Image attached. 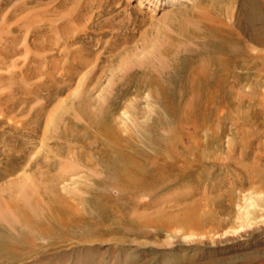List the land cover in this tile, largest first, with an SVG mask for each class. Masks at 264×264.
Returning a JSON list of instances; mask_svg holds the SVG:
<instances>
[{
	"label": "rangeland",
	"instance_id": "374dc122",
	"mask_svg": "<svg viewBox=\"0 0 264 264\" xmlns=\"http://www.w3.org/2000/svg\"><path fill=\"white\" fill-rule=\"evenodd\" d=\"M5 1L8 2L3 4ZM160 1H0V191L8 185V182L10 183L12 180L17 182L23 174L36 173L39 178L43 175L52 176L53 173L54 175L64 174L67 172L66 166H77L76 168H81L79 170L82 172L75 169L78 173L70 175L58 187L64 195L78 192L77 194L80 193L85 197L89 196L88 193H81V186L85 184L90 187L95 181L105 177L102 170L103 164L95 160L98 156L90 154V150L95 151L100 147L97 143L95 145L92 143L93 146L92 144L89 146L88 144L92 142L91 137L88 134H80L84 124H77L79 128H76L75 133L74 131L71 133L70 130L67 134L64 130L65 122H60V124L57 121L55 122L57 126L51 120L55 117L56 110L60 105H63L65 109L63 114L60 113L57 118L62 117L67 109L76 107V104H79L82 99L78 98L91 89L90 97L98 100L104 98L111 100L113 108L117 109L115 116L121 120L120 126H124L123 123H125L128 127L135 129L138 127V121L141 123L148 121L151 128L157 125L156 132L159 133L161 139L164 138V142L169 139V133L173 130L177 132L176 136L183 144L190 145L191 140L192 142L197 141L200 146H198L197 152L202 153L198 158L203 160L197 162L194 160L195 157L191 156L188 160L194 161V164L187 171H191L193 174L198 173V175L206 174L201 186L193 184L191 179L185 178L180 188H177L179 185H170L167 189L152 192L149 195L134 196L131 199L124 197L120 199L122 195L117 190L108 186L99 185L97 187L95 184V186L93 185L96 189L95 193L114 201L115 205L120 207L116 210L118 217L112 216L107 219L90 205H79L82 213L80 216L87 217V219L84 217L87 220V223L84 224L86 226L81 225L67 229L68 238L54 237V242L53 239H42L43 237L32 236L34 235L32 234V246L24 247L23 244L24 246L20 250L21 254L29 252L28 256L26 254L24 259L11 261L14 263L4 260L5 257H0V264H16L17 262V264H202L203 262L264 264V206L257 203V200L260 202L259 199L264 196V181L259 182L260 180L255 176L258 175L259 170L264 168V95L262 93L257 95L255 91L253 92L252 84L256 80L258 88L264 92V72L259 80L250 72L251 79H239L238 85L231 89L238 92L240 97L235 93L231 104H228L224 95L219 94L213 106L211 119L198 127L191 122L186 123L189 114L184 116L178 125L174 124L168 112L156 108L152 97L147 95V83L143 82L144 71L148 66L147 59H149L154 67L160 69L161 87L157 88V95L163 99H169L173 105L181 101V104H184L191 99L194 93L189 89L193 85L192 78L195 67L206 60L209 64V60L215 56L225 60L229 59V56L223 52L216 53L219 41L209 36L208 29H217L221 34H228L230 31L231 34H239L249 45L251 51L256 49L264 54V47L251 42L249 33H246L247 29L249 31L252 29L247 24V18L254 16L255 13L249 6L243 4V0H162V3ZM10 2L11 4H9ZM138 2H141L143 6L138 8ZM257 7L256 14L252 17V26L264 28V0H257ZM16 17L18 18L17 23ZM14 22L19 26L15 27ZM13 23L14 25H11ZM11 26L18 29L15 30ZM245 28L247 29L245 30ZM236 44L238 45V43ZM86 61L89 62L87 68H78L81 63ZM244 71L237 69L233 75L241 74ZM79 82L81 85L78 87ZM141 84L142 86H140ZM74 87H77L78 93ZM244 93H249V100L240 102L239 99ZM258 99L261 101L257 102ZM68 116L71 115H65L63 120L68 121ZM161 119L163 120L161 121ZM80 121L78 118V122ZM154 121L157 124H154ZM47 122H51V124ZM52 124L53 126H51ZM54 126L60 128H56L61 130L60 133L54 129ZM197 131L198 135L202 134L196 135ZM48 133L49 135L52 133V136H49ZM140 133V131L137 132L138 135ZM82 138L83 140H81ZM242 143L243 145H241ZM141 147L149 154L155 153V147L153 148L152 145L148 147L145 144ZM215 151L216 153H213ZM210 154L212 155L210 156ZM85 156L89 159L94 157L95 161L92 166H86ZM166 157L164 159L168 162L173 160L168 155ZM63 159L69 164H73L69 166L65 160L62 162ZM179 165L181 164L179 163ZM256 167H258L257 171L254 170ZM4 172L6 178L3 177ZM93 174L98 175V178ZM208 175L212 177L206 179ZM244 176L247 180H243V190H237L238 194L236 193L235 198H238L239 201L235 199L234 211L253 209L262 220L259 221L260 219L257 218L256 221L259 222L251 224L254 229L249 230L235 241L220 245H212V243L205 245L200 241L196 242L195 240L198 241V239L195 237L178 232L179 228H176V236L171 237L168 231L158 226L157 220L144 223L148 217L156 219V212L167 209V207L164 208L165 204L174 197L184 198L187 196L184 194L190 193L188 196H191L190 198L182 199L180 202L181 208L199 198L203 191H207L206 185H220L222 190L229 189L230 186L239 189V184ZM73 177L75 178L73 179ZM248 178L251 179L250 182ZM94 179L96 180L94 181ZM38 180L40 183V179ZM259 184H262L263 187L259 188ZM62 188L64 189L62 190ZM195 192L200 193L194 195ZM69 196L72 197V195ZM173 203L174 201H170L169 204ZM171 210V213H176V210ZM8 212L7 207H0V220L6 221V224L11 219L7 217L6 213ZM96 215L97 218L100 217L101 221L96 219ZM122 215L125 216L124 219H127L126 222L122 220ZM2 222L0 221L1 229H7L8 232L11 230V235L12 232L13 235H16L19 229L9 228L8 224ZM98 223H101V227ZM238 224L241 223L238 221ZM85 227L88 228L85 230ZM81 229L82 231H80ZM91 230L98 234L101 232V235H90ZM70 233L73 235L70 236ZM80 233L82 236L79 235ZM206 239L209 242L212 240L211 236ZM47 241L50 243L48 244ZM48 247L50 248L48 249Z\"/></svg>",
	"mask_w": 264,
	"mask_h": 264
},
{
	"label": "bare ground",
	"instance_id": "6f19581e",
	"mask_svg": "<svg viewBox=\"0 0 264 264\" xmlns=\"http://www.w3.org/2000/svg\"><path fill=\"white\" fill-rule=\"evenodd\" d=\"M6 2H8V1H5L3 4H6ZM14 2H16V1H14ZM24 3L26 4V2H24ZM9 4H11V2ZM13 4H14V7H16L15 3H13ZM13 4H12V6H13ZM243 4L249 6L250 9L253 11V13L256 14V9L258 8L257 7V0H243ZM142 6H143V4L141 2H138L137 7L140 8ZM6 9H4V10H6ZM13 11H12V13H13ZM255 14H253V15L255 16ZM254 16H252V17H254ZM1 17H2V15H1ZM252 17L248 16V18H247L248 19L247 24H248V26H251L252 29H251V31H249L247 28H245V30L247 29L246 33L247 34L249 33L248 35H249L251 42H253L257 46L264 47V28L253 27L252 26L253 22H251ZM17 20H18V18L16 17V20H15L16 23H17ZM14 23L11 25H14ZM14 26L18 27L19 25L16 24ZM14 26H11V27L13 29H15ZM11 27H10V29H11ZM17 29H15V30H17ZM207 31L210 32L209 36H211V38H215L217 41H219L218 46L216 47V51H217L216 53L219 52V54H220V52H223L229 56V59L225 60V59H222L221 57H218V56H215V57L211 56L213 59L209 60V64H208L207 60L200 65L198 64V66L195 67L194 77L192 78L193 85L189 89V91L191 90L194 93L192 94L191 99L187 100L184 104L183 103L181 104V102H182L181 101V102L173 105L169 99H167V98L163 99L157 95V88L161 87L160 80H159L160 69H158L157 67H154V64L152 62H150L149 59H147V65L148 66H147V69L145 68V71H144V74H145V77L143 78L144 80L142 79L143 82L146 81L144 83H147V86H146V88H148V90H147L148 94L147 95L152 97L153 103L158 110L163 109L166 113L168 112L170 114V116L172 118V122L174 124L178 125L179 122H181L183 120L184 116H186L188 114H189V116L186 118V120H187L186 123L191 122L196 127H198V125H201V124H206V121L211 119V115L213 114V106L215 105L217 96L219 94L224 95L226 97V100L228 101V104H231L233 102L232 98H234L235 93L238 97H240V94L238 92H234L233 89H231V87L238 85L239 79H241V78L247 79V80H248V78L251 79L250 73H252L254 76L258 77V80H259L262 73L264 72V54L262 53V51H259L256 49H255V51H251L249 49V45L243 40V37L242 38L240 37L239 34H236L233 32H232L233 34H231L230 30H229L230 33H228V34H226V33L221 34L220 31L217 29H215V30L214 29H208ZM195 33H193V34L196 35L197 33L196 34ZM237 33H239V32H237ZM234 40H237V41H234ZM232 41H233V43H231ZM42 42H44V41H42ZM236 43H238V45ZM215 44H217V43L215 42ZM45 45H46V42H45ZM46 47H47V45H46ZM38 59H40V58H38ZM79 62H81V61H79ZM88 63L89 62L86 61L84 63H81L80 65L78 64L79 65L78 68H80V67L82 69L85 67L87 68ZM143 66H146V65L143 64ZM237 69H240L242 71L245 70V71L242 72L241 74H236L234 76L233 73H235V70H237ZM40 71L42 72L41 69H40ZM41 72H39V74ZM42 74H43V72H42ZM86 74H85V76H86ZM231 77H233L234 79L231 80L230 79ZM82 81H80V82H82ZM80 82H79V84H77V86L81 85ZM229 83H230V88H229ZM252 84H253V92L255 91V93H257V95L258 94L260 95L261 93L264 95V92L260 91V88H258L256 80ZM140 86H142V84ZM143 87H145V86H143ZM75 89H77V87ZM76 92L78 93V89ZM80 92L81 91H79V93ZM91 92H92V89L90 91L89 90L86 91L85 93L83 92L84 93L83 95L80 93L82 95V97L78 98V99L82 98L80 102L78 100H76V98H75L76 96H75L74 99L77 102H79V104H76L77 105V106L75 105L76 107H72V108L67 109L62 117L57 118V117H59L60 113L63 114L64 109H65L63 105H60L58 107V109L56 110V114L54 115L55 117L52 118L51 122H53V123H55L57 121H58L57 123L65 122V125H64L65 129L64 130H66L65 132H67V134H68V132H70V130H71V133L73 131L75 133L76 128H79L78 127L79 125H77V124L82 123L85 126L83 128L80 125V127L83 129L80 131L82 133H80L79 131H78V133L83 134V135L88 134V136L91 137L90 139L92 142L90 144H88L89 146H91L92 143L94 145H95V143H97L99 145L100 148L95 150V151L90 150V152H91L90 154H92V156H98L97 158H95V160L98 162H101L103 164L102 170H103L105 177H104V179H100V180L98 179L97 181H95L96 179H94V181H95L93 183L94 186L96 184L97 187L99 185L105 186V187L106 186L112 187L113 189L117 190L120 195H122L120 197V199L122 197L127 198V199H131L134 196L138 197V195H144V194L149 195L152 192H157L159 190L167 189L170 185L171 186L179 185V187L177 186V188H180L182 185V181H184L185 178H187V179L189 178V179H191L190 181L193 182V184H197V185L201 186V183L204 182V178L206 177V174H203L201 172L202 174L198 175V173L193 174L191 171L190 172L187 171L194 164L193 163L194 161L190 162L188 160L191 156H194L195 157L194 160L197 162L198 161L200 162L201 160H203V159H199L200 157L198 158V156H201L202 153L199 154L197 152V149L200 147L199 143L197 141L192 142V140H191L190 145L183 144L182 142H179V139L176 136L177 132L173 130L172 132L169 133L170 134L169 139L166 142H164L163 141L164 138L161 139L159 133L156 132L157 125L155 127L151 128L149 123H147L148 121H146V122L144 121L142 123L138 121V123H137L138 127H136L135 129H133L132 127H128L127 125H125V123H123L124 126H120L121 120L115 116L117 109H116V107L113 108L112 104L110 103L111 100L109 101L107 98H104L103 100H98L96 98H92V97H90ZM140 93H142V92H140ZM137 94H139V93H137ZM73 95H74V93H73ZM70 96H71V93H70ZM239 100H240V102L245 101V100L248 101L249 100V93L248 94L247 93L242 94L241 99H239ZM260 101H261L260 99L257 100V102H260ZM226 104H227V102H226ZM128 107H129V105H128ZM156 113H157V110H156ZM65 115H71V116H68V119H67L68 121L63 120V117ZM78 118L81 120L80 122H78ZM152 120H154V119H152ZM162 120L163 119H161V121ZM34 122H36V121H34ZM51 122H49V123L51 124ZM57 123H55V124L57 125ZM153 123L157 124L156 121H154ZM181 124H183V123H181ZM51 126H53V124ZM158 126H160V125H158ZM56 128L57 127H55L54 129L57 130L59 127L57 129ZM45 129H46V127H45ZM51 129H53V127ZM51 129H47V130L49 131ZM47 130H45V131H47ZM57 131H59V130H57ZM60 131L58 133H60ZM138 131L141 132L139 135L137 134ZM45 133H46L45 135H47V132H45ZM54 133H56V132H54ZM71 133H69V134L71 135ZM74 133H73V135H74ZM78 133H76V134H78ZM200 134H202V133H200ZM48 135H49V133H48ZM196 135H198V131L196 132ZM78 136H79V134H78ZM244 136H245V134H244ZM78 138H80V137H78ZM207 139H205V140H207ZM44 140H45V138H44ZM72 140H74V139H72ZM78 140H80V139H78ZM81 140H83V138ZM210 141H211V139H210ZM203 143H202V145H203ZM93 144H92V146H93ZM145 144H147L148 147L150 145H152L153 148L155 147L154 148L155 153L149 154L143 147H141V146H144ZM204 144H206V143H204ZM220 145L223 146L222 143H220ZM241 145H243V143ZM89 146H87V147L89 149H91ZM213 153H216V151ZM212 154H210V156ZM228 154H230V153H228ZM260 154H261V152L259 153V155L258 154H256V155H258L260 157ZM166 155L170 156L173 160L169 161V162L166 161L164 159L166 157ZM241 155H244V154H241ZM210 156H209V158H210ZM258 156H256V157H258ZM5 157H3V158H5ZM69 158H67V159H69ZM93 158L91 157L89 159L87 156H85V159L87 160L86 166H92V164L95 161ZM10 159H11V157H10ZM16 159H18V158H16ZM166 159H167V157H166ZM57 160H58V158H57ZM64 160L65 159H63L62 162H64ZM213 161H215V160H213ZM27 162H29V161H27ZM27 162H26V164H27ZM65 162H66V160H65ZM57 163H59V162H57ZM66 163L69 164V162H66ZM179 163L181 165H179ZM26 164H25V166H26ZM72 164H69V166ZM23 166H24V164H23ZM76 167L75 166H70V167L66 166L67 172H65L64 174L54 175V173H53L52 176L43 175V176H40L39 178H37L38 176L36 175V173H32L31 175L23 174V176L20 174L22 176V178H20V176H19L20 179H18L17 182L13 181V180H12L13 181L12 182L10 180L11 182L10 183L8 182V185H6L7 187L5 186V188L0 191V207H7L9 209V212L6 213L7 217L11 218L10 220L8 219L9 221H7L8 227L9 226H10L9 228L14 227V228H17V230L19 229L17 231L16 235H13V232L11 235V232H10L11 230L8 232L7 229L4 230V229L0 228V257H5L4 260L6 259V261H9V262H11V261L15 262L16 259L18 261L21 258L24 259L25 255L27 254V256H28L29 252L25 253V254H21L20 250H22V248H23L22 246H24V245H25L24 247L32 246L31 245L32 244L31 243V240H32L31 235L32 234H34L32 236L43 237L42 239H44V238L45 239L46 238L53 239L54 237L68 238L66 235L67 229L76 228V227H79V226L87 223V220H86L87 217L84 216V217H86V219H85L83 217V215L80 216V214H82V213L80 212L79 205H81V206L82 205L85 206L86 204L90 205L91 208L93 207L98 212H101V215H103V217H106L107 219L112 217V216L118 217L116 215L117 214L116 210L119 209L120 207L115 205L114 201L108 200L105 197L99 196L97 193H95L94 191L96 189L93 185L89 187V186L83 184L81 186V193L82 194L88 193L89 196H87V197L81 195L80 193L77 194L78 192L77 193L76 192L71 193V194L66 193V194L72 195V197L69 195H64L62 193V191L58 187L59 184L65 180H67L70 175H74V174L78 173V171L82 172V171H80L81 168H79V167L76 168ZM63 168H62V170H63ZM93 168H92V170H93ZM195 168H197V167L195 166ZM257 168L258 167H256L254 170L257 171L256 170ZM9 169H10V167H9ZM75 169H77L78 171ZM17 170H19V169H17ZM202 170H205V169H202ZM8 171H11V170H8ZM21 171H23V170H21ZM83 171H85V170H83ZM259 171L260 172L258 173V175H255V176H257L258 179L260 180L259 182L262 183L264 181V168L262 170H259ZM92 172L94 173V171H92ZM231 174H233V173H231ZM4 175H6L5 172L3 174V177H4ZM93 175L97 176L96 178H98V175H96V174H93ZM209 175L207 176L206 179H209L212 177ZM75 177H78V176H75ZM75 177H73V179ZM89 177H91V176H89ZM4 178H6V176ZM99 178H101V177H99ZM38 179H40V183H38V181H39ZM85 179H87V178H85ZM243 180H247V178L245 176L242 178V181L239 184L240 185L239 189H235L233 186L231 187L229 185L230 186L229 189L227 188L226 190H222L220 185H206L205 189L207 191H203L201 196L199 198H197L195 201L193 200V201L185 204L183 207L180 208V204H181L180 202L182 201V199L187 200L188 198L191 197V196L188 197L190 193L189 194L183 193L184 195H187V196H184V198H182L181 196L174 197L171 200L167 201V203L165 204L166 206H164V208L167 207V209H170V210L161 209V210L156 212V215H155V217H157L156 219L148 217L149 219L146 218L144 223L146 224L148 221L157 220V222L159 223L158 226L160 228H162L163 230L168 231L171 237L176 236V228H179L178 232L186 233L189 237H193V238L195 237L196 239H198V241L195 240L196 242L200 241L201 243H203L205 245L209 244V243H212V245H216V244L220 245L223 243L235 241L236 239L240 238L242 235H245L249 230L254 229V227L251 225L252 223H256V222H259L262 220L258 217V213H255L256 210H253V209H249V210L247 209L244 211L239 209V210H236V212L234 211L235 207L233 204H234L235 199H238V198H235L236 193L238 194L237 190H240V191L243 190L242 189L244 187ZM248 180H249V182L251 181L250 178H248ZM231 181H229V182L231 183ZM3 183H5V182L3 181ZM79 183H80V181H79ZM62 184L64 185V183H62ZM2 187H4V186H2ZM262 187H263L262 184L261 185L259 184V188H262ZM63 189L64 188H62V190ZM260 190H262V189H260ZM199 193L200 192H195L194 195L199 194ZM259 200L261 203L258 202V200H257V203L263 204V206H264V196L261 197ZM170 201H174V203L169 204ZM238 201H239V199H238ZM191 203H193V204H191ZM188 204H191V205H188ZM250 205H252V204H250ZM171 209L176 210V213L175 212L171 213V211H172ZM262 211H263V209H262ZM95 213H97V212H95ZM97 215H96V219H99L100 217L99 218H97V217L101 216V215L100 214L98 216ZM121 217H123L122 220H124V222L127 221V219H124V217H125L124 215H122ZM89 218H91V215H89ZM92 218H94V217H92ZM257 218L260 220L256 221ZM0 219H1V216H0ZM93 220H95V219H93ZM93 220H92V222L94 223ZM122 220H121V222H123ZM0 221L2 222V220H0ZM99 221H101V220L99 219ZM238 221L241 224L237 225ZM3 222H4V220H3ZM88 222H89V220H88ZM4 223L6 224V221ZM0 225H2V224H0ZM98 225H99V227H101V223L100 224L98 223ZM84 226H86V225H84ZM86 228H88V227H85V230H86ZM78 229L79 228H77V230ZM82 229H84V228H82ZM82 229L80 231H82ZM94 230L93 231L91 230L92 233L90 235H94V236H96V235L100 236L101 235V232H99V234H98V232H95ZM172 232H174V233H172ZM70 234H71L70 236L73 235L72 233H70ZM85 234H88V233H85ZM209 234H212V235H209ZM79 235L82 236L81 233ZM210 236H211L212 240L209 242L206 238H209ZM67 240H69V239H67ZM52 241L54 242L55 239H53ZM56 241H58V240H56ZM85 241H88V240H85ZM69 242H71V241H69ZM49 243H50V241L48 242V244ZM49 248L50 247H48V249ZM29 249L31 250L32 248H29ZM33 249H34V246H33ZM35 249H38V248L35 247ZM46 250H47V248H46ZM25 251H26V249H25ZM34 253H35V251H34ZM30 256H31V254H30ZM1 262H2V260H1ZM14 262H11V263H14ZM202 264H216V263H213V262H211V263L205 262L204 263L203 262Z\"/></svg>",
	"mask_w": 264,
	"mask_h": 264
}]
</instances>
